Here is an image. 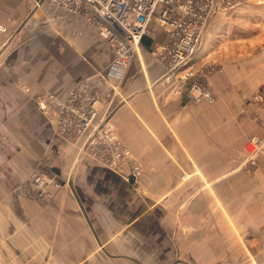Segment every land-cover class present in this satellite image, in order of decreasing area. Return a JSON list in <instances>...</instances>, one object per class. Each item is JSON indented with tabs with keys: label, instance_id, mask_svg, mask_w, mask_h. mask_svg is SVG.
<instances>
[{
	"label": "crops",
	"instance_id": "obj_1",
	"mask_svg": "<svg viewBox=\"0 0 264 264\" xmlns=\"http://www.w3.org/2000/svg\"><path fill=\"white\" fill-rule=\"evenodd\" d=\"M237 12L206 26L211 48L194 64L222 72L201 78L214 100L195 103L187 84L162 80L151 55L160 27L109 78L113 51L82 17L46 0H0V264H264V155L246 153L261 132L252 113L264 122V101L250 100L264 90V49ZM83 77L139 163L135 180L57 136L35 104ZM43 160L62 184L48 203L22 190Z\"/></svg>",
	"mask_w": 264,
	"mask_h": 264
},
{
	"label": "built area",
	"instance_id": "obj_2",
	"mask_svg": "<svg viewBox=\"0 0 264 264\" xmlns=\"http://www.w3.org/2000/svg\"><path fill=\"white\" fill-rule=\"evenodd\" d=\"M50 7L61 8L69 14L82 17L92 31L102 37L113 51L105 74L120 78L129 59L138 52L141 39L158 26L164 32L165 41L151 50V55L164 68L162 80L187 84L191 101L214 100L207 84L208 79L222 71L216 62L194 64L202 35L210 18L219 12H229L240 0H46ZM27 90V88H25ZM257 93L254 102L262 101ZM101 94L89 77L74 81L61 97L46 94L35 97V104L47 117L54 133L71 144L79 145V152L96 164L126 179L140 174L139 163L132 157L126 145L117 137L108 122L107 115L98 117L97 103ZM262 128L249 142L252 154L264 155V122L254 116ZM252 152V153H251ZM46 162H42L40 166ZM48 163L45 164L47 166ZM48 167V166H47ZM22 190L33 192L44 201L51 197L47 184L58 187L53 175L47 176L39 169L29 175ZM43 203V202H42Z\"/></svg>",
	"mask_w": 264,
	"mask_h": 264
},
{
	"label": "rangeland",
	"instance_id": "obj_3",
	"mask_svg": "<svg viewBox=\"0 0 264 264\" xmlns=\"http://www.w3.org/2000/svg\"><path fill=\"white\" fill-rule=\"evenodd\" d=\"M240 1L241 2L239 3V5H237V7L235 8V9L238 10V12L236 13L237 17L235 16V18H237V19H234V20L236 22H240L241 24H244V26H246L245 27L246 31H244V35L246 37H251V39L253 40L252 42H257L256 45L258 46L259 49H264V0H240ZM234 24L235 25H233L231 27V30H233V31L237 27V24L236 23H234ZM252 26H256V27H252ZM206 29H207V27L205 28V31H204V33L202 35L201 44H200L199 49H198V51L196 53L197 56H198V53H200V50L202 49L204 43H207V44H205L206 46H205V48L203 50H206L212 43L211 37H208V38L206 37V34L208 33V30H206ZM209 36H211V35H209ZM247 47H249V49L253 50V48H250L251 44L248 43ZM209 48H211V46ZM205 62H209V61H205ZM220 67L222 69V66H220ZM122 75H121V77H122ZM177 86L180 87L179 85H177ZM257 93H261V95L263 96V99L260 102H254L252 100L253 96L255 94H257ZM250 100H251V102L253 104H257V105L260 104L261 102H263L264 101V90L262 88L258 89L255 93H253V95L251 96ZM254 116L258 117L256 112L252 113L251 118H250L251 121L253 123L259 125V123H257L254 120ZM261 132H262V128H261ZM260 133H257V134H260ZM253 135H255V134H253ZM253 135H251L250 138ZM250 138H249V140H250ZM72 145H74V144H72ZM75 146H78V149H79V145L78 144H75ZM251 149H252V146L250 145V142L248 141V143L246 144V153H247V155H250ZM257 155H261V154H252L253 157L257 156ZM42 162L48 163V165H47L48 167L45 166V164H46L45 163L44 165H42V167L39 166L38 169L40 171H43L47 176H52L53 175L54 180L57 181V183H58V187H54L51 184H47L46 189H48L51 192L52 196L47 198L44 201L40 200L39 198H36V196L33 194V192H31V193L30 192H26L27 194H25V192H24V196L27 197V198L35 199V200H37L39 202L48 203L49 200H51V198L53 197V194L61 187L62 184H61V181L57 178V176L50 171V169H51L50 168L51 167L50 162L47 161V160H43ZM42 162H40V164H42ZM32 171H34V170H32ZM30 173H29V175H30ZM29 175H28V177H30ZM27 180H28V183H29V178H27ZM164 261H166V264H170V262L173 261V260H169V259L167 260L166 259ZM164 261L163 260H157V263L158 264L159 263H163L164 264Z\"/></svg>",
	"mask_w": 264,
	"mask_h": 264
}]
</instances>
